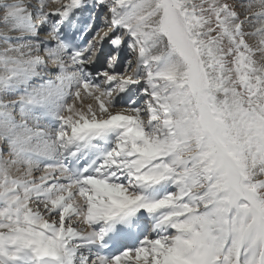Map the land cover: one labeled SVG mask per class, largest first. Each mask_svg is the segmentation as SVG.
Returning a JSON list of instances; mask_svg holds the SVG:
<instances>
[{
	"label": "snow or ice",
	"instance_id": "1",
	"mask_svg": "<svg viewBox=\"0 0 264 264\" xmlns=\"http://www.w3.org/2000/svg\"><path fill=\"white\" fill-rule=\"evenodd\" d=\"M0 264H264V0H0Z\"/></svg>",
	"mask_w": 264,
	"mask_h": 264
}]
</instances>
